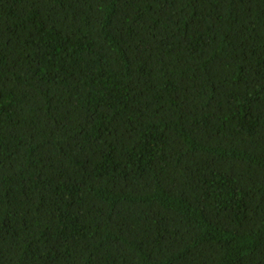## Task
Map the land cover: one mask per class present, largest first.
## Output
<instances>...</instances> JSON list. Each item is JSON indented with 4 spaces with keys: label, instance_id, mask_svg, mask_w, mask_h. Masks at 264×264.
<instances>
[{
    "label": "trees",
    "instance_id": "16d2710c",
    "mask_svg": "<svg viewBox=\"0 0 264 264\" xmlns=\"http://www.w3.org/2000/svg\"><path fill=\"white\" fill-rule=\"evenodd\" d=\"M0 264H264V0H0Z\"/></svg>",
    "mask_w": 264,
    "mask_h": 264
}]
</instances>
